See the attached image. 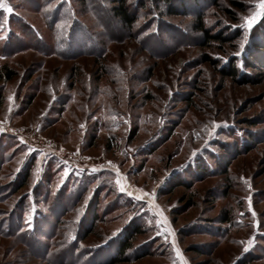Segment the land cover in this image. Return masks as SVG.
<instances>
[{"label":"rangeland","instance_id":"374dc122","mask_svg":"<svg viewBox=\"0 0 264 264\" xmlns=\"http://www.w3.org/2000/svg\"><path fill=\"white\" fill-rule=\"evenodd\" d=\"M114 1L0 0V65L18 73L0 82V264H111L137 227L123 264H182L177 248L264 264V16L239 27L260 0H180L178 17L129 0L133 31ZM200 16L229 40L207 45ZM113 165L155 197L119 192Z\"/></svg>","mask_w":264,"mask_h":264},{"label":"trees","instance_id":"16d2710c","mask_svg":"<svg viewBox=\"0 0 264 264\" xmlns=\"http://www.w3.org/2000/svg\"><path fill=\"white\" fill-rule=\"evenodd\" d=\"M160 9H166L167 15L171 17H178L182 15V11L176 6V3L180 0H150ZM194 1V0H193ZM80 4L86 6L89 0H79ZM111 14V19L115 20L116 22L120 23L122 26L128 28L130 31H133L137 22H138V15L139 12H136L129 0H115L113 2V6L106 10ZM103 20V19H101ZM195 30L204 34L205 38L208 39L207 45L209 42H219L221 44H225L229 38H227L223 33L214 35L211 30L206 26L204 22V18L202 16L198 17L196 22ZM18 49L14 50L17 51ZM1 53V52H0ZM5 57V54H2ZM205 62H209L212 64H216L214 60H212L209 56H205ZM225 73V72H224ZM237 68L236 66L232 65L229 67V71L225 73L227 76H231L232 78H236L237 76ZM18 76V73L10 68L7 65H0V82H10L14 80ZM4 96L0 94V107L3 105ZM227 173V172H226ZM30 176V171L26 172L24 177V183L22 184L21 188L25 186V183L28 181V177ZM20 188V189H21ZM95 231V228L91 231H87V238L92 235ZM142 235V231L139 227L131 230L128 232L124 237L123 240L119 243V253L118 258L112 260L111 264H123L129 261V258L125 257L126 254L131 251L134 247V244L137 240V237Z\"/></svg>","mask_w":264,"mask_h":264},{"label":"snow or ice","instance_id":"6c2138e0","mask_svg":"<svg viewBox=\"0 0 264 264\" xmlns=\"http://www.w3.org/2000/svg\"><path fill=\"white\" fill-rule=\"evenodd\" d=\"M0 8L5 9L8 13H12L13 12V9L11 7H9L7 4H4V3H0ZM258 8L260 9V11L255 12L253 15L247 16V17H242L241 19H242L243 23L241 25H239V27L245 28L247 30H251L252 27L257 23L258 18L261 17V16H264V0H260V3L258 4ZM243 46L244 45L241 44V48H243ZM0 58H2V57H0ZM10 99H12V97H10ZM9 111H11V107L9 108ZM80 127L84 128L85 125L81 124ZM217 127H220V125L217 124L216 122H213V128L209 131V135H211L212 132H214L215 128H217ZM0 131H4V129L2 127H0ZM194 155H195V153H194ZM109 164H111V161H109ZM113 168L115 169L116 176L118 177L116 179L115 183L118 186L119 192L126 193V195H128L129 197H132L133 199H135L137 201L143 200L145 197H148V196H151L152 198L155 197V193L154 192L153 193H147V192H143L141 190V194L134 195L133 192L127 191L125 185L123 183H121V173L119 172L118 167L113 165ZM92 171L95 172V171H97V169L93 168ZM68 174L69 173L67 171L64 172L62 177H61V180L63 181V179L66 178ZM244 182L246 184H248L249 188H251L250 183L246 179H245ZM248 200H249V210L252 212V216L255 218L256 217V213H255L254 210L251 209V198L249 197ZM156 207L158 208V206H156ZM33 212H34V210H33ZM157 215H159L161 217V220L158 221V223H167L166 217H164V213H163L162 209H158ZM30 221H31V217H29V221H28L29 225H30ZM256 226H257V230H259V222L258 221H257ZM161 234L162 233L158 232V235H161ZM170 234L173 237L175 235L174 231L170 232ZM165 239H167L166 236H165ZM253 241H254V238L250 239L249 240V244L253 243ZM173 245H175V240L174 239H173ZM176 251H177V255L181 257L182 264H187V262L183 260V257H182V254H181L179 248H177ZM244 251H248V247H245Z\"/></svg>","mask_w":264,"mask_h":264}]
</instances>
